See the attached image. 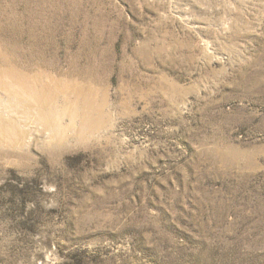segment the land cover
Listing matches in <instances>:
<instances>
[{"label": "rangeland", "instance_id": "rangeland-1", "mask_svg": "<svg viewBox=\"0 0 264 264\" xmlns=\"http://www.w3.org/2000/svg\"><path fill=\"white\" fill-rule=\"evenodd\" d=\"M13 67L82 89L0 84V264H264V0H0Z\"/></svg>", "mask_w": 264, "mask_h": 264}, {"label": "bare ground", "instance_id": "bare-ground-1", "mask_svg": "<svg viewBox=\"0 0 264 264\" xmlns=\"http://www.w3.org/2000/svg\"><path fill=\"white\" fill-rule=\"evenodd\" d=\"M37 63H39V61ZM46 71L47 70L43 71L39 69L38 71H34L33 73H23L19 70H14V67H13V69L11 70H8V71L5 70L4 75L8 78L7 83L5 82V83H0V84L2 85L3 89L8 94H10V96L12 95L16 97L17 99H19L20 101H25L23 105L33 110L36 113V118H38L40 121H42L46 125L50 126L53 120L51 119L49 105L51 104V101L56 93V90L61 87H66L71 90L68 93V96L67 95L64 96L65 103H67L70 100L69 95L70 94L78 95L81 92L80 89H82V87L79 86L77 83L69 81L68 79L64 77L60 78L56 76L55 74H50ZM86 98L88 99V97ZM78 100H79V97H78ZM78 100L76 99L75 102H77ZM73 104H74V101H73ZM79 112L80 111H78V113ZM85 114H86V111H85ZM81 117H80L82 120L81 122L84 124L85 122L87 123L89 116L87 117V115H83ZM93 121H92V124H93ZM21 136L22 134L18 131L16 124L13 121L4 120L0 117V142H5V141L15 142V140L19 139Z\"/></svg>", "mask_w": 264, "mask_h": 264}]
</instances>
